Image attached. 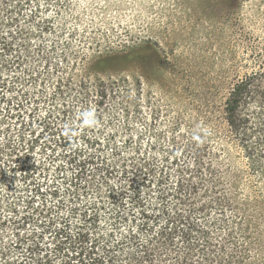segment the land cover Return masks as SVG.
I'll return each mask as SVG.
<instances>
[{"label": "trees", "instance_id": "trees-1", "mask_svg": "<svg viewBox=\"0 0 264 264\" xmlns=\"http://www.w3.org/2000/svg\"><path fill=\"white\" fill-rule=\"evenodd\" d=\"M50 2L0 0V192L7 190L8 197L0 195L6 210L0 226L10 228L5 240L0 231V264H156L162 249L180 253L173 264H229L236 253L248 257L240 216L230 211L226 220L222 200L190 203L200 182L172 179L188 148L178 155L171 142L158 151L149 144L142 152L124 140L111 142L107 151L87 136L88 128L71 139L64 135V125H78L76 113L88 107L98 120L119 108L128 127L135 98L124 81L89 70L106 59H90L91 66L71 71L63 64L76 56L69 42L41 41L52 27L41 17ZM140 52L153 50L131 46L127 57ZM262 73L234 81L222 102V122L207 128L227 166L236 163L234 147L246 159V175L264 189V88L254 89ZM255 92L261 107L250 106ZM101 221L111 230L99 234ZM120 227L124 233L113 239ZM214 231L223 232L222 244L211 237ZM226 246L235 253L223 258Z\"/></svg>", "mask_w": 264, "mask_h": 264}, {"label": "rangeland", "instance_id": "rangeland-1", "mask_svg": "<svg viewBox=\"0 0 264 264\" xmlns=\"http://www.w3.org/2000/svg\"><path fill=\"white\" fill-rule=\"evenodd\" d=\"M50 1L41 17L50 19L45 25L52 27L41 41L49 45L52 40L58 44L67 40L76 54L63 63L71 71L74 66L78 71L91 66L90 59H106L89 70L124 81V88L135 98L128 127L120 109L114 108L103 113L98 128L85 131L77 125L79 133L85 131L89 138L102 141L98 149L107 151L115 145L111 142L124 140H132L142 152L149 144L158 151L171 142H176L178 155L188 148L185 165L173 168L172 179L200 182L190 203L210 205L222 200L226 220L230 211L240 216L248 257L241 259L236 253L229 264H264V189L255 177L246 175V159L234 147L236 163L227 166L217 153L216 135L207 128L211 122H222V102L234 81L263 72L254 89L264 88V0ZM136 45H150L153 53L127 57L129 48ZM261 105L255 92L250 106ZM200 129L211 135L200 133V140L194 139ZM120 149L126 150L122 145ZM1 194L8 198L7 190ZM0 215H6L1 205ZM108 226L101 221L97 232L107 233ZM0 231L3 240L9 237L8 226H0ZM121 233L123 227L112 238L119 239ZM211 237L224 242L223 232L214 231ZM226 249L223 258L235 251L231 246ZM178 257L175 249L158 250L156 264H173Z\"/></svg>", "mask_w": 264, "mask_h": 264}, {"label": "clouds", "instance_id": "clouds-1", "mask_svg": "<svg viewBox=\"0 0 264 264\" xmlns=\"http://www.w3.org/2000/svg\"><path fill=\"white\" fill-rule=\"evenodd\" d=\"M76 117H77L79 128L94 129V128H98L100 126L96 112L91 107L83 108V109L79 110L76 113ZM200 133H203V135L210 134L207 130L200 129L199 132L193 138L199 141L201 138ZM64 135L68 136L70 139L72 137L79 135V131L77 130L76 123H66L64 125ZM77 146L78 145L73 144L74 148ZM108 230H111L110 226H108Z\"/></svg>", "mask_w": 264, "mask_h": 264}]
</instances>
